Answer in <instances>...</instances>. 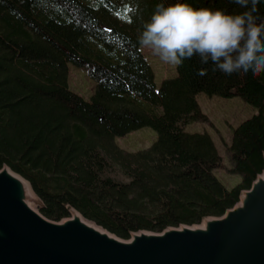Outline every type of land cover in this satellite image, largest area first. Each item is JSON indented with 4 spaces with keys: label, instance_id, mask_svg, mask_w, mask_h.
<instances>
[{
    "label": "trees",
    "instance_id": "16d2710c",
    "mask_svg": "<svg viewBox=\"0 0 264 264\" xmlns=\"http://www.w3.org/2000/svg\"><path fill=\"white\" fill-rule=\"evenodd\" d=\"M174 2L0 0V169L30 180L51 220L72 206L123 238L197 224L234 206L264 170V75L226 76L194 57L157 88L137 37L158 4ZM188 2L238 10L231 0ZM68 63L96 81L91 100L70 89ZM201 93L259 109L231 135L232 171L243 177L232 189L215 175L224 159L213 137L181 125L209 120ZM143 127L159 137L126 153L116 139ZM116 164L130 181L110 175Z\"/></svg>",
    "mask_w": 264,
    "mask_h": 264
},
{
    "label": "water",
    "instance_id": "95a60500",
    "mask_svg": "<svg viewBox=\"0 0 264 264\" xmlns=\"http://www.w3.org/2000/svg\"><path fill=\"white\" fill-rule=\"evenodd\" d=\"M30 182L0 169V264H264V170L224 214L130 238L72 206L51 220Z\"/></svg>",
    "mask_w": 264,
    "mask_h": 264
},
{
    "label": "clouds",
    "instance_id": "9594fccd",
    "mask_svg": "<svg viewBox=\"0 0 264 264\" xmlns=\"http://www.w3.org/2000/svg\"><path fill=\"white\" fill-rule=\"evenodd\" d=\"M237 11L194 7L188 0L160 3L138 34V43L161 61L180 67L196 57L201 65L240 78L264 75V0H231ZM207 74L200 68L197 75Z\"/></svg>",
    "mask_w": 264,
    "mask_h": 264
},
{
    "label": "rangeland",
    "instance_id": "374dc122",
    "mask_svg": "<svg viewBox=\"0 0 264 264\" xmlns=\"http://www.w3.org/2000/svg\"><path fill=\"white\" fill-rule=\"evenodd\" d=\"M149 59L155 72L157 88L162 86L164 79L173 77L177 73V67L164 63L159 57L152 54L147 48L141 49ZM69 66V87L72 91L79 93L85 100H91L95 93L96 81L87 74L86 70L68 63ZM201 107V112L208 116V121H194L189 124H181L189 132H207L213 137L224 159V165L216 169L215 175L229 188L243 182V177L232 171L235 163L227 149L231 144L234 130L241 122L253 118L259 112L257 107L248 103L241 97L225 98L219 95H208L201 93L196 98ZM155 111L161 112L160 108ZM159 137L158 131L152 127H143L123 137L116 139L118 145L126 152L133 153L140 149L149 148ZM110 173L115 179L128 182L130 179L119 165H114Z\"/></svg>",
    "mask_w": 264,
    "mask_h": 264
}]
</instances>
